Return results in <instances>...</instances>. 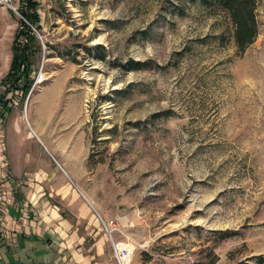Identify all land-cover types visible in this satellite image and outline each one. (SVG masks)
Instances as JSON below:
<instances>
[{
    "label": "rangeland",
    "instance_id": "obj_1",
    "mask_svg": "<svg viewBox=\"0 0 264 264\" xmlns=\"http://www.w3.org/2000/svg\"><path fill=\"white\" fill-rule=\"evenodd\" d=\"M35 1V82L0 121V249L46 209L111 264L112 242L130 264L264 258V0L244 52L199 2ZM22 6L0 7V96Z\"/></svg>",
    "mask_w": 264,
    "mask_h": 264
},
{
    "label": "trees",
    "instance_id": "obj_2",
    "mask_svg": "<svg viewBox=\"0 0 264 264\" xmlns=\"http://www.w3.org/2000/svg\"><path fill=\"white\" fill-rule=\"evenodd\" d=\"M21 15L27 22H20V30L16 34L13 43V56L8 74L1 81L6 87L3 95L0 96V116L2 118L8 113L6 96L8 94L21 93L26 98L34 84L32 78L33 63L32 57L41 51L34 30L39 31L38 26V3L35 0H21ZM190 3H200L202 6L219 10L227 15L233 28L234 42L240 52H244L257 38L259 34L257 8L259 0H177ZM26 37L27 42L23 44L22 38ZM257 264H264V258H258Z\"/></svg>",
    "mask_w": 264,
    "mask_h": 264
},
{
    "label": "crops",
    "instance_id": "obj_3",
    "mask_svg": "<svg viewBox=\"0 0 264 264\" xmlns=\"http://www.w3.org/2000/svg\"><path fill=\"white\" fill-rule=\"evenodd\" d=\"M40 214V221L12 216L9 223L15 239L11 246L0 249V264H111L103 259L101 242L94 244L93 252L88 251L85 238L68 220L56 211L43 209Z\"/></svg>",
    "mask_w": 264,
    "mask_h": 264
},
{
    "label": "built area",
    "instance_id": "obj_4",
    "mask_svg": "<svg viewBox=\"0 0 264 264\" xmlns=\"http://www.w3.org/2000/svg\"><path fill=\"white\" fill-rule=\"evenodd\" d=\"M16 1L17 0H0V7H6V8H10L12 10H15L13 8V4ZM0 121H2L1 116H0ZM100 221H101L104 229L106 230V232L109 235H111L113 223H107L103 219H100ZM112 250H113V257H114L116 264H130L131 263L133 253L130 252V250L127 247H125L123 245H118V244H115L114 242H112Z\"/></svg>",
    "mask_w": 264,
    "mask_h": 264
},
{
    "label": "bare ground",
    "instance_id": "obj_5",
    "mask_svg": "<svg viewBox=\"0 0 264 264\" xmlns=\"http://www.w3.org/2000/svg\"><path fill=\"white\" fill-rule=\"evenodd\" d=\"M42 77V76H41ZM40 83V82H39ZM28 120V119H27ZM32 129V128H31ZM33 130V129H32ZM34 132V131H33ZM41 141V140H40ZM89 204V203H88ZM92 206V205H91ZM129 250H130V252H133V248L132 247H130L129 248Z\"/></svg>",
    "mask_w": 264,
    "mask_h": 264
}]
</instances>
